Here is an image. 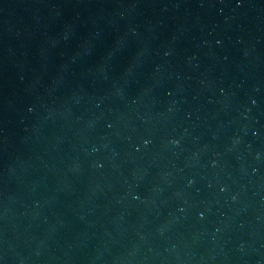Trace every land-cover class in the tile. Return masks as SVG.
<instances>
[{"label": "water", "instance_id": "1", "mask_svg": "<svg viewBox=\"0 0 264 264\" xmlns=\"http://www.w3.org/2000/svg\"><path fill=\"white\" fill-rule=\"evenodd\" d=\"M0 264H264V0H0Z\"/></svg>", "mask_w": 264, "mask_h": 264}]
</instances>
